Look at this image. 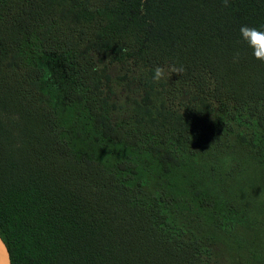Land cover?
<instances>
[{"label":"trees","instance_id":"trees-1","mask_svg":"<svg viewBox=\"0 0 264 264\" xmlns=\"http://www.w3.org/2000/svg\"><path fill=\"white\" fill-rule=\"evenodd\" d=\"M242 25L264 0H0L11 264H217L207 229L263 262L264 61ZM221 148L254 179L232 188Z\"/></svg>","mask_w":264,"mask_h":264},{"label":"rangeland","instance_id":"rangeland-1","mask_svg":"<svg viewBox=\"0 0 264 264\" xmlns=\"http://www.w3.org/2000/svg\"><path fill=\"white\" fill-rule=\"evenodd\" d=\"M238 153L239 151L233 148H221L210 153L211 156H213L212 161L221 164L219 169L233 168L230 169V174H228L229 183L232 188L241 179L250 178L253 180L255 176V169L248 166L247 163H244L242 159H240V162L233 165L229 164V162L232 163V161L239 159ZM224 184L228 185L226 177L224 178ZM202 234L203 236L206 234L210 236V240L207 238V240H209L207 242L213 247L217 264H264V260L261 263L250 260L248 256L243 251L238 249L236 245H234L225 235H221L214 230L209 229L202 232ZM246 234L250 235V232H246ZM254 234V236L258 239L260 247L264 251V220L260 222L257 229L254 231Z\"/></svg>","mask_w":264,"mask_h":264},{"label":"clouds","instance_id":"clouds-1","mask_svg":"<svg viewBox=\"0 0 264 264\" xmlns=\"http://www.w3.org/2000/svg\"><path fill=\"white\" fill-rule=\"evenodd\" d=\"M223 4L225 7L229 6V0H223ZM239 31L241 40L252 49L254 57L264 61V25L259 29L248 25H242ZM234 59H239V53L236 54ZM183 72L184 68L182 66H170L165 68L158 65L153 69L152 80L159 83L161 80L166 79L169 73L180 75Z\"/></svg>","mask_w":264,"mask_h":264},{"label":"water","instance_id":"water-1","mask_svg":"<svg viewBox=\"0 0 264 264\" xmlns=\"http://www.w3.org/2000/svg\"><path fill=\"white\" fill-rule=\"evenodd\" d=\"M0 264H11V256L9 249L1 236H0Z\"/></svg>","mask_w":264,"mask_h":264}]
</instances>
